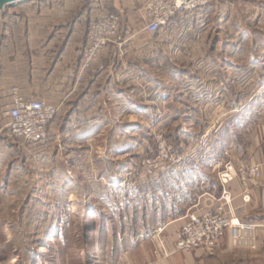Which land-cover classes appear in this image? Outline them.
Here are the masks:
<instances>
[{
  "label": "rangeland",
  "instance_id": "obj_1",
  "mask_svg": "<svg viewBox=\"0 0 264 264\" xmlns=\"http://www.w3.org/2000/svg\"><path fill=\"white\" fill-rule=\"evenodd\" d=\"M20 3L0 11L12 12ZM145 3L119 2L120 33H148L141 19ZM108 4L104 10H113ZM187 15L208 18L172 24L162 36L148 33V45L131 42V63L144 71L130 73L136 104L128 117L72 120L61 112L45 141L29 143L13 138L7 126L13 90L45 99L48 89L8 80L0 85V264H119L127 240L156 239L159 229H152L182 218L159 215L156 206L173 208L171 195L190 186L192 175L214 178L229 145L244 148L230 153L240 161L264 155L256 148H264V0H210L203 11ZM172 33L176 38L168 39ZM238 33H245L239 89L227 84L236 75L223 68L228 59L237 62L226 50L237 48ZM237 90L246 118L228 120L225 115L238 107ZM184 205L179 207L186 210ZM174 233L161 235L168 241ZM160 246L159 259H168ZM246 249L241 259L264 264L263 249Z\"/></svg>",
  "mask_w": 264,
  "mask_h": 264
},
{
  "label": "crops",
  "instance_id": "obj_2",
  "mask_svg": "<svg viewBox=\"0 0 264 264\" xmlns=\"http://www.w3.org/2000/svg\"><path fill=\"white\" fill-rule=\"evenodd\" d=\"M127 1L120 0L119 2H121V6H124ZM106 2L110 3L107 9L110 6L113 9H109L110 11L122 12L118 8V0H33L15 5L12 12H7L5 9L0 11V85L5 86L8 80L13 82L12 86L26 85L46 88L50 96L44 100L51 104L63 103L62 114L72 120L116 119L132 114L136 102L133 99V82L130 81L132 78L130 73H135V71L142 73L144 69L143 66L131 63V53L128 51L134 45L131 43L134 40L140 42L139 46L148 45L147 41L150 36L148 33H120L118 40H124L122 47L125 49L117 46L106 49L87 74L84 82L77 83L82 54L88 45L89 20L102 10ZM197 18L196 20L188 15H179L174 19L173 25L177 27L189 21H194L198 25L204 23L208 17L200 15ZM157 35L162 36L163 33L152 36ZM176 36V33H172L167 38L172 39ZM196 36L199 38L202 34H194L192 38ZM236 38L237 48L230 47L225 52L236 58L237 62L228 59L223 68L229 74L236 75L234 78H228L227 84H231L232 87L237 86L239 89L240 75L245 72L244 64L240 65L239 62L240 59L244 60L245 50L240 48L239 43L240 40L242 42L245 40V33H238ZM120 50H123L121 52L123 56L126 55L125 59L120 56L123 60L121 59L119 63L117 58ZM158 85L159 88H162V85ZM237 92L234 101L237 99L238 107L236 111L233 107L234 109L225 115L228 120L234 118L244 120L246 118V114L243 116L241 114L240 91L237 90ZM243 106L245 107V105ZM83 136L85 138V135ZM228 148L225 150L227 151L226 155L229 152L228 157L212 171L215 180L209 176L200 180L192 175L190 178L193 182L190 186H187L185 190H179L176 195H171L169 200L175 198L174 201H177L174 202L173 208L169 205L161 207L158 204L156 206L159 215H168L173 219L182 218L176 219L174 224L158 225L157 228L152 229L153 231L164 228L163 233L167 231L172 234L181 228L184 223L183 217L189 210L200 212L218 206L219 203L213 201L212 197L220 198L221 196L222 189L218 184L217 177L223 169L222 164L229 160H232L236 165L258 163L264 158L262 154L260 158L251 156V161H240L238 158L231 157L230 153H234L236 150L240 154L245 153L244 148L236 149L233 145H229ZM256 148L259 153L264 150V148L259 149V146ZM237 156L241 158V155L237 154ZM227 189L232 195V203L225 209L229 216L233 215L242 222L256 225L264 223V172L261 181L250 187L251 200L248 204L243 201L246 189L239 179L229 184ZM159 200H161L160 196ZM198 202L200 205L195 207ZM183 204L187 207L186 210L179 207ZM148 227L149 224L143 226L144 229L140 231V226H135L137 232H144ZM263 231H257L258 251L264 250V241L261 239ZM165 238L167 241L165 235L145 240L144 236L139 235L135 240L132 238L127 240L126 244L129 250L123 258L119 259V264H183V259L188 260L187 264H249L239 257L244 253L242 251L247 249L243 246L234 249L229 233L221 239L213 254L196 250L186 254L172 255L168 259H159L158 247H161L160 240ZM166 241L162 247L168 251L172 244L171 240ZM234 257H238V260L235 261Z\"/></svg>",
  "mask_w": 264,
  "mask_h": 264
},
{
  "label": "built area",
  "instance_id": "obj_3",
  "mask_svg": "<svg viewBox=\"0 0 264 264\" xmlns=\"http://www.w3.org/2000/svg\"><path fill=\"white\" fill-rule=\"evenodd\" d=\"M210 0H147L141 19L144 30L152 35L161 33L173 24L179 15L196 14L207 8ZM123 25L120 13L101 11L94 14L88 23V45L82 54V62L77 76V83H82L91 71L101 54L111 46H121L118 36ZM10 106L6 111L8 129L13 138H20L29 143L39 144L48 137L51 125L60 116L64 104L52 105L44 99L23 97L13 90ZM223 169L217 177L222 189L220 198L212 197L219 203L205 211L189 210L184 223L171 237L172 249L166 251L165 257L178 253H189L196 250L213 254L221 239L229 233L233 246L257 249V231L264 230V223L252 224L242 222L235 216H229L225 209L232 203V195L227 186L237 179L246 191L244 203H250L249 189L257 185L263 176L264 158L258 163L236 165L232 160L222 164ZM198 202L195 207H198ZM194 207V208H195ZM163 229H159L160 236ZM166 239H161L164 246ZM167 242V241H166Z\"/></svg>",
  "mask_w": 264,
  "mask_h": 264
},
{
  "label": "water",
  "instance_id": "obj_4",
  "mask_svg": "<svg viewBox=\"0 0 264 264\" xmlns=\"http://www.w3.org/2000/svg\"><path fill=\"white\" fill-rule=\"evenodd\" d=\"M24 1H28V0H0V9H2L5 6L17 4Z\"/></svg>",
  "mask_w": 264,
  "mask_h": 264
}]
</instances>
